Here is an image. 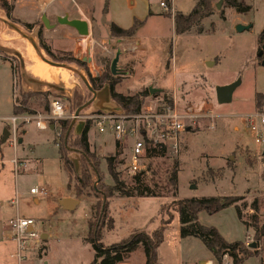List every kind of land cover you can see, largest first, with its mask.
Instances as JSON below:
<instances>
[{
	"label": "rangeland",
	"instance_id": "rangeland-1",
	"mask_svg": "<svg viewBox=\"0 0 264 264\" xmlns=\"http://www.w3.org/2000/svg\"><path fill=\"white\" fill-rule=\"evenodd\" d=\"M160 1H164L168 8L160 6ZM242 1L251 6L246 12H237L227 5L226 0H212L209 15L201 18L191 30L176 33L174 14L188 13L197 0H85V20L90 28L89 34L81 38L90 42L86 44L89 51L85 58L78 53L80 43L76 41L78 35L75 31L66 26L55 31V26L44 27L40 18L32 17L25 18L35 23L36 27L25 28L21 25L22 21L16 22L18 20L12 9L11 17L15 21H9L13 28L11 34L24 41L26 48L23 51H4L7 59L4 66L0 65V117L12 114V92L15 96L21 93L17 80L18 57L13 51L16 50L21 56L26 52L24 61L32 54L31 57L41 63L40 69L44 74L51 71L46 61L53 59L40 43L48 47L56 60L64 58L62 63L65 67H73L74 71L70 74L62 68L57 73L52 72L53 76L70 75V79L75 81V89H66V93H70L69 99L73 92L89 91L78 73L88 80V75H99L106 62L110 67L118 55L115 76L119 82L115 91L132 95L157 89L160 90L156 92L158 95L151 94L148 99L156 101L167 94L175 98L180 110L199 116L194 127L183 134L177 154L156 153L144 160L146 182L151 187L153 184L165 187V190L161 189L163 196H114L108 199L105 219L107 221L112 217V228H108L106 222L98 228L95 208L98 198L92 189L97 183L95 176H92L91 187H85L81 194H76L74 176L83 167V159L78 151L71 150L67 153L68 170H64L57 152L67 131H61L59 123L47 122L46 129L39 131L32 121L23 138L24 143L17 147L16 153L1 141L3 126L9 121H0V264H88L94 253L91 244L83 240L87 234L88 218L93 223L92 229L98 228L100 241L105 246L118 243L138 230L151 233L161 222L171 220L163 228V241L156 250L157 261L159 264H189L187 262H193L199 256L208 257L210 252L198 238L179 236L180 223L175 204L184 197H236V205L247 222H251L250 215L253 213L250 205L256 201L257 226L264 230V128L259 125L263 140L256 143L254 134L242 118V115L256 110L264 112V106L259 107L254 103L255 93L264 95V65L261 64L264 61V46L257 48V35L264 26V0ZM5 2L14 8V0ZM74 8L77 9L76 6ZM0 9L4 11L1 3ZM78 15L82 16L80 13ZM134 20L138 21V25L133 36L112 37L109 34L110 23L128 27ZM238 24L250 26L237 31ZM37 30L41 40L37 38ZM0 54L3 55L1 51ZM72 58L84 64H74L70 62ZM6 61H11L14 76ZM174 82L177 88L173 90ZM234 82H237V86L230 101L218 103L215 87ZM30 86L29 92L51 93L50 97L65 98L47 84ZM102 89L107 90L106 87ZM105 97L109 101L103 99L104 110L123 112L108 95ZM93 102L83 108L77 118H66L70 120V125L74 121L70 128L72 133L69 132L73 139L81 131L85 114L97 108ZM66 104L69 115L74 116L71 102L68 100ZM206 111L212 117H201ZM87 139L89 152L99 164L102 182L112 184L106 170V159L120 151L119 159L123 162L119 166L122 169L119 179L129 183L132 175L129 171L125 172V166L130 140L127 139L122 145L115 142L114 145L111 135L98 133L91 124ZM13 154L17 156L13 160L21 165L16 171L13 170L12 161L8 160ZM175 164L176 184L173 189L166 182ZM69 180L70 188H67ZM32 187H43L47 193L45 196L31 194ZM15 195L17 204L12 206L9 202L15 199ZM35 197L38 203L34 201ZM63 197L76 198L79 203L73 209L66 210L57 202ZM16 215L33 219L38 236L48 235L46 240L40 239L28 251L21 252L24 259L20 263L16 243L6 237L7 228L2 225L8 217L13 219ZM197 217L200 224L215 227L226 241H243L248 249L259 248L258 254L248 257L243 264H264V233L257 239L253 227L243 225L233 206L212 214L200 211ZM40 250L41 255L38 254ZM211 259L217 264L214 258ZM126 261L129 264H142V247H137Z\"/></svg>",
	"mask_w": 264,
	"mask_h": 264
},
{
	"label": "trees",
	"instance_id": "trees-1",
	"mask_svg": "<svg viewBox=\"0 0 264 264\" xmlns=\"http://www.w3.org/2000/svg\"><path fill=\"white\" fill-rule=\"evenodd\" d=\"M227 5L233 7L237 12H246L250 9V5L245 4L242 0H226ZM1 6L4 8L7 15L10 14L12 7L7 5L5 0H0ZM212 0H197L196 4L192 9L183 14L181 12H176L173 16L174 32L184 33L189 31L194 27V25L203 17L210 14ZM138 21L134 20L133 24L124 29L116 25L115 23H110L109 34L112 37H131L135 34ZM30 26V24H26ZM38 38H40V33H38ZM257 48L264 46V26L257 35ZM42 47L45 49L46 53L51 56L53 60H56L55 56L50 52L47 46L41 43ZM260 58V56H258ZM6 59V58H5ZM59 61H64L65 59L60 57ZM67 60V59H66ZM70 62L82 66L84 62L72 58ZM88 84L95 90L99 91L103 87L108 89V98L114 101L117 106L124 113H135L138 111L141 104L148 97V90L140 91L132 95H123L115 91V86L119 82L116 79L115 74L111 73L109 63L106 62L102 66V70L99 75H88ZM88 90V89H87ZM91 97L89 91L83 93L73 92V95L69 100L71 102L72 110H76L80 105H82L86 100ZM167 99V96L164 95ZM254 103L256 106H262L264 103V95L261 93H255ZM12 114H36L48 112V93H34V92H22L17 96L13 95L12 99ZM94 111H101V109H95ZM53 120H48V123ZM59 123L60 130L65 133L69 129L70 120L61 119L54 121ZM90 127L89 121H84L82 123L81 131L78 132L73 139L72 130L67 137L62 139L61 149H58V155L61 160V164L64 169L68 170L69 159L67 153L72 151H78L83 159V167L77 175L74 176L75 180V192L76 194H81L85 187L92 186V176H95L94 181H96V187L92 186L96 197L98 198L95 204L96 208V218L98 219V228L107 223L108 228H112L113 220L107 216V203L108 199L114 196L121 197H161L163 192L161 189L165 190V187H158L153 184L151 187L148 182H146L145 170L135 173H130L132 175L131 181L126 183L122 179H119L121 168L120 164L123 162L119 159L120 151L106 159V170L108 176L112 180L111 185H105L102 182V177L100 175L98 162L95 157L89 152V144L87 139V131ZM118 145V143L116 144ZM116 148V147H115ZM158 150V151H157ZM163 149H152L148 153V157L156 153H163ZM126 167V166H125ZM92 169V171H91ZM177 165H173L169 173L167 184H169L173 189L175 188ZM125 172H128L126 167ZM168 185V186H169ZM67 188H70V180L67 183ZM233 206L237 218L246 227H253L254 235L258 239L263 235V231L258 228L257 224V211L258 205L256 201H253L250 208L253 213L250 215V221L247 222L242 218V214L238 205H236V197L232 196H208V197H184L178 199L175 204V211L179 218V236L180 238L194 237L198 238L202 244L211 253L212 257L218 263L222 262V258L226 255L230 258L231 264H243L244 261L253 255H257L259 248L255 246V249H248L244 246L243 241H226L218 232V230L213 226H204L199 223L197 214L200 211H205L208 214H212L220 211L226 207ZM171 220L161 222L160 226L154 229L151 233H147L144 230H138L135 233L129 235L126 239L121 240L118 243H113L111 245L105 246L102 244L98 234V228L92 229L93 223L90 219H87V234L83 238L91 244L94 251L93 258L88 264H117L121 261H125L129 255L139 246L142 247L144 253L143 264H159L157 261L156 250L157 247L163 241V228L165 225L169 224Z\"/></svg>",
	"mask_w": 264,
	"mask_h": 264
},
{
	"label": "built area",
	"instance_id": "built-area-1",
	"mask_svg": "<svg viewBox=\"0 0 264 264\" xmlns=\"http://www.w3.org/2000/svg\"><path fill=\"white\" fill-rule=\"evenodd\" d=\"M159 5L165 9L168 8L164 1H160ZM91 69L94 70L93 65H91ZM149 96L135 113L101 110L85 114V121H89L98 133L111 135L114 145L115 142L122 145L126 143L127 139L130 140L128 141L130 146L126 160V167L130 173L145 170L144 160L148 158V153L152 149L160 148L166 153L177 154L181 148L183 134L194 127L197 116H199H194L186 110H180L173 96L166 95L167 99H165L163 94L162 98L156 101L148 99ZM202 116L212 117V114L206 111ZM68 117L74 118L69 115L66 102L53 96L48 98V112L45 115L11 114L8 117H0V121H9L8 143L15 149L18 145L19 123L34 121L36 127L45 128L48 120L58 121ZM242 118L245 119L248 129L254 134L255 142H262L259 125L264 128V112L256 110L242 115ZM11 161L13 170L16 171L21 165L15 159ZM30 193L45 196L47 190L43 187H32ZM10 204H17V196L11 200ZM8 225L11 237L16 242L18 261L21 262L24 259L21 252L24 253L30 246L39 243L41 237L35 232L34 220L31 218L16 215L15 218L9 220ZM245 245L247 246L248 243L246 242ZM117 264L128 263L121 261ZM222 264H231L230 258L225 255Z\"/></svg>",
	"mask_w": 264,
	"mask_h": 264
},
{
	"label": "crops",
	"instance_id": "crops-1",
	"mask_svg": "<svg viewBox=\"0 0 264 264\" xmlns=\"http://www.w3.org/2000/svg\"><path fill=\"white\" fill-rule=\"evenodd\" d=\"M55 1L56 0H14V8H12V9H13V14H15L14 17L18 20L16 22L19 23V21H22L23 23H21V25L23 27H25V28L28 27L29 29L30 28L34 29L36 27L35 23H31V21L25 17H28L29 19H30V17H32L33 19L34 18L35 19L40 18V20H42L44 27H54L55 26L54 30L58 31V30H62L63 26H66V27L72 29L73 31H75L72 27H69L65 24L59 23L57 21V19L59 17H62V16H67V19L78 18V19H82V20L86 21L85 20V7H87V5L85 4V0H83V1L60 0L59 2H56V3H55ZM74 6H76L77 9L74 8ZM149 12H151V11H149ZM79 13L82 16H79L78 15ZM43 16H46L47 19H45ZM9 21H15L14 19L12 20L11 12L9 15H7L5 10L3 11L2 9H0V51H1V53H3V55L0 54V65L1 66H4L5 58L7 59V57L4 55L5 54L4 51H9V50H14V49H16L18 51H21V50L23 51L26 48V44L23 43L24 41H21V39L18 36L12 35L13 33L11 32V30L13 28H11ZM26 24H30V26H26ZM88 26H89V24H88ZM118 26L121 28H124V29L130 27V26L122 27L120 25H118ZM15 31H16V29L14 28L13 32H15ZM36 34L38 35V30H37ZM37 38H38V36H37ZM79 38L80 37L78 35V38L76 39V41ZM88 43H90V42L86 38L82 39L80 42V49H79L78 53L82 57L84 56V54L86 55V50H88L86 44H88ZM84 46H85V49H84ZM41 47H42V45H41ZM16 50L13 51V54L18 57L17 74H19V75H17V77H18L17 80L20 84L21 91L22 92H28V90L30 88H32L30 85H37V83H43V84H47L50 88L55 89L56 91H59L58 94L65 96V98H62V97H58V98L67 102L68 100H66V99H69L70 93L69 94L66 93L67 92L66 89L67 88L75 89L76 83L74 80L70 79V77H71L70 75H67L68 77H66L63 75H57L55 73H57L58 69L62 68L67 72V74H70L71 72L74 71L73 67H72V69L69 66L65 67V65H63L64 63H62V61H59V60H52L51 62L46 61V63L49 64L48 66H49V69L51 71H49L48 74H44L43 71L40 69L41 63H38L34 57H31V56H33L32 54L29 53L30 55L24 61V55L26 54V52H25V54H22V56H21ZM6 62L9 63L11 70H12V75H13L14 69H13V65H12L11 61H6ZM53 71H55L54 76L52 75ZM77 75L79 76V78L81 80H82V77H84L81 73H78ZM8 76L9 75L7 73V78L9 79ZM47 77L49 80L46 79ZM172 88H173V90L177 88L175 86V82H174V84H172ZM159 91L160 90H157V89H148L149 95H151V94L158 95V93H156V92H159ZM96 92L98 93V97L96 99H94L93 105L97 106L96 109L104 110L102 103H103V99L107 100V97H105V95H108V89L107 90L101 89V90L96 91ZM50 94L48 95V97H50ZM12 99H13V92H12ZM107 101H109V100H107ZM12 106H13V104H12ZM263 106L264 105H262L261 107H263ZM110 111H113V110L110 109ZM114 111H116V110H114ZM30 123H19V126H18L19 127L18 145L16 146V148L14 150H16L18 146L21 147L22 144L24 143L23 138L27 134V130H28L27 128H28V125ZM72 124H73V121H72ZM8 125H9V123H6L3 126V129L4 128L7 129ZM81 125H82V123H81ZM46 127L45 128L36 127V129L39 131L40 130L43 131L46 129ZM50 128H52V127H50ZM3 129H2V132H3ZM1 136H2V134H1ZM4 142L7 143L9 148H12L8 143V137ZM17 151L18 150H16V153H17ZM57 154H58V152H57ZM14 156L17 157L16 155L13 154V156L8 158V160L11 162V160L13 159ZM16 196L17 195H15V197ZM69 196H71V195H69ZM71 198H73V197H71ZM74 199H76V198H74ZM34 201L36 203H38V199L36 197L34 198ZM78 203H79V200H78ZM0 205H1V203H0ZM11 205L14 206L13 204H11ZM15 206H16V204H15ZM9 220H11V217H8L7 220L3 221L2 225H4L5 228H7L6 229L7 230L6 237L13 240V238L11 237L10 229H9V225H8ZM41 235H43V234H41ZM44 235H45L44 240H46L48 238V235L47 234H44ZM247 235H249V234H247ZM41 252H42V250H40L38 252V254L41 255ZM211 258H213V257L211 255V253H209L208 257L199 256V257L195 258L196 260H194L193 262H187V263H189V264H193V263L194 264H214V260Z\"/></svg>",
	"mask_w": 264,
	"mask_h": 264
},
{
	"label": "water",
	"instance_id": "water-1",
	"mask_svg": "<svg viewBox=\"0 0 264 264\" xmlns=\"http://www.w3.org/2000/svg\"><path fill=\"white\" fill-rule=\"evenodd\" d=\"M216 7L218 8L219 4H217ZM57 21L61 24H65L69 27H72L76 31V33L80 37L77 40V43H80L81 38L84 36H87L89 34L88 23L82 19H78V18L67 19V16H62V17H59L57 19ZM249 26L250 25L238 24V25H236V30L241 31V30L247 29ZM257 56H260V53H258ZM117 60H118V55H116L114 57V59L112 60V62L110 64V70H111L112 74L116 73L115 72V70H116L115 66H116ZM261 64L264 65V61H262ZM82 81H83L84 85L87 87V89L91 92V97L74 111V119L79 116V112L83 108H85L86 106L91 104L94 101V99H96L98 97V93L89 86L88 81L85 79V77H82ZM236 86H237V82L230 83L227 85L216 86L215 87V97H216V100L218 101V103L222 104V103L229 102L231 99L232 92ZM71 125H72V123H71ZM71 125H70L68 131L66 132L65 138L67 137V135L69 133ZM7 137H8V130L6 128H4L3 132H2V136H1V141L4 142L7 139ZM57 202L62 208L66 209V210H71L77 205L78 200L71 198V197H63V198H59ZM40 237H41V239H44L45 235L44 234L40 235ZM252 247H254V245H252Z\"/></svg>",
	"mask_w": 264,
	"mask_h": 264
},
{
	"label": "bare ground",
	"instance_id": "bare-ground-1",
	"mask_svg": "<svg viewBox=\"0 0 264 264\" xmlns=\"http://www.w3.org/2000/svg\"><path fill=\"white\" fill-rule=\"evenodd\" d=\"M87 52H88V50H86V55H87ZM84 55H85V54H84ZM86 55H85V56H86ZM85 56H83V58H85Z\"/></svg>",
	"mask_w": 264,
	"mask_h": 264
}]
</instances>
